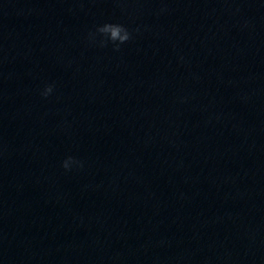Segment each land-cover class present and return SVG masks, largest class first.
Returning a JSON list of instances; mask_svg holds the SVG:
<instances>
[{
	"label": "clouds",
	"instance_id": "clouds-1",
	"mask_svg": "<svg viewBox=\"0 0 264 264\" xmlns=\"http://www.w3.org/2000/svg\"><path fill=\"white\" fill-rule=\"evenodd\" d=\"M96 34H100L102 37L100 44L101 46H106L108 42L113 45L114 51H119L121 45L129 42L133 37L129 29L120 23H104L96 28L95 32H89V39L94 40ZM53 92V86L48 85L44 88L41 95L44 97L49 96ZM72 157H68L63 162V167L69 169L71 163H75Z\"/></svg>",
	"mask_w": 264,
	"mask_h": 264
}]
</instances>
